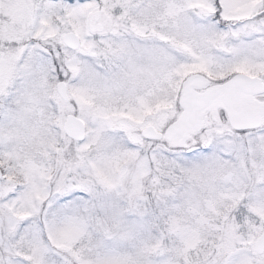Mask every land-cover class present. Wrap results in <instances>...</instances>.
<instances>
[{"label":"snow or ice","instance_id":"obj_1","mask_svg":"<svg viewBox=\"0 0 264 264\" xmlns=\"http://www.w3.org/2000/svg\"><path fill=\"white\" fill-rule=\"evenodd\" d=\"M0 264H264V0H0Z\"/></svg>","mask_w":264,"mask_h":264}]
</instances>
